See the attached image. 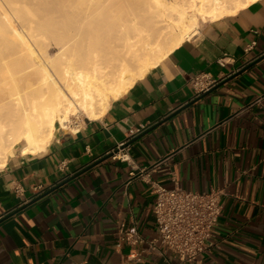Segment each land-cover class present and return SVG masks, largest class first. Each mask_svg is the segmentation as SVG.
<instances>
[{
  "label": "crops",
  "instance_id": "obj_1",
  "mask_svg": "<svg viewBox=\"0 0 264 264\" xmlns=\"http://www.w3.org/2000/svg\"><path fill=\"white\" fill-rule=\"evenodd\" d=\"M200 74L219 81L209 94L191 85ZM263 95L257 0L204 23L100 119L59 130L44 153L9 157L0 169V264H166L150 250L153 185L222 192L214 247L192 264H264V102L255 104ZM131 229L144 242L122 241Z\"/></svg>",
  "mask_w": 264,
  "mask_h": 264
},
{
  "label": "bare ground",
  "instance_id": "obj_2",
  "mask_svg": "<svg viewBox=\"0 0 264 264\" xmlns=\"http://www.w3.org/2000/svg\"><path fill=\"white\" fill-rule=\"evenodd\" d=\"M255 1L0 0V169L100 119L204 23Z\"/></svg>",
  "mask_w": 264,
  "mask_h": 264
},
{
  "label": "built area",
  "instance_id": "obj_3",
  "mask_svg": "<svg viewBox=\"0 0 264 264\" xmlns=\"http://www.w3.org/2000/svg\"><path fill=\"white\" fill-rule=\"evenodd\" d=\"M255 45L252 44L250 48ZM224 66L223 60L219 61ZM219 84L208 74H200L191 79V85L197 95L207 93ZM264 102V95L255 104ZM144 128L139 129L140 133ZM117 158V154H112ZM119 160L127 161L123 154ZM157 167V166H155ZM155 203L153 207L157 237L150 241V250L162 257L166 264H192L214 247V230L222 216V192H190L181 188L167 189L153 185ZM122 241L139 244L144 240L136 229H131L122 237Z\"/></svg>",
  "mask_w": 264,
  "mask_h": 264
},
{
  "label": "water",
  "instance_id": "obj_4",
  "mask_svg": "<svg viewBox=\"0 0 264 264\" xmlns=\"http://www.w3.org/2000/svg\"><path fill=\"white\" fill-rule=\"evenodd\" d=\"M212 91H213V90H210V91H208L206 94H209V93L212 92ZM148 132H149V131L145 132L143 135H146ZM143 135H140L139 137L135 138V139L132 140L131 142L127 143V144L125 145V147L130 146L131 144H133L135 141H137V140H138L140 137H142ZM125 147H124V148H125ZM111 156H112V155L110 154L109 157H111ZM98 163H99V162H97V163H95V164H93V165L88 166L87 168H85L83 171H81V172L78 173L77 175L73 176L72 178H76V177L80 176L81 174L87 172L88 170H90L91 168H93L94 166H96ZM72 178H71V179H72ZM69 180H70V179H69ZM54 190H55V189H54ZM52 191H53V190L48 191L47 193L41 195V196L38 197L36 200H34L33 202H31V204L34 203V202H37L39 199H41V198H43L44 196L48 195V194L51 193ZM23 208H24V207H23ZM11 215H12V214H11Z\"/></svg>",
  "mask_w": 264,
  "mask_h": 264
},
{
  "label": "rangeland",
  "instance_id": "obj_5",
  "mask_svg": "<svg viewBox=\"0 0 264 264\" xmlns=\"http://www.w3.org/2000/svg\"><path fill=\"white\" fill-rule=\"evenodd\" d=\"M49 49H50L49 53L52 56H55L58 53V48L56 46H51ZM83 120H86V119L85 118H80V119L74 118L73 123H72V127H76Z\"/></svg>",
  "mask_w": 264,
  "mask_h": 264
}]
</instances>
